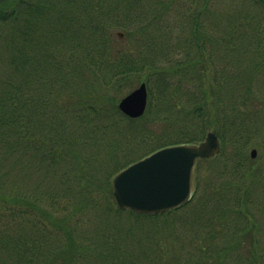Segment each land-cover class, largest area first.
<instances>
[{
    "label": "trees",
    "instance_id": "trees-1",
    "mask_svg": "<svg viewBox=\"0 0 264 264\" xmlns=\"http://www.w3.org/2000/svg\"><path fill=\"white\" fill-rule=\"evenodd\" d=\"M208 2H189L191 31L182 41L187 40L190 45L184 44L186 49L180 52L167 43L171 28L159 22V18L169 12L171 0L157 2L156 6L148 0L0 1V23H3L0 30L3 43L0 52V158L7 161L18 149L33 154L44 164H70L73 174L64 180H71L74 204L81 209H92L98 219L92 231L89 230L90 234H86L67 224L65 217L57 218L48 211H38L48 225L36 220L25 222L21 217V224L17 225L21 232L19 237L0 236V250H3L0 264H165L159 241L152 244L143 239V234L146 236L147 231H152L158 221L163 222V226L172 225L176 217L173 216L169 223L168 215H175L197 198L202 199V204L196 206L190 224L211 226L215 224L214 214L218 213L223 214L224 220H227L224 214L233 213L234 219L228 222L236 225H243L245 219L235 245L242 244L243 237L250 238L247 259L250 264H264V247L250 236L252 230L258 231V226L245 204L246 196L259 187L260 177L251 175L249 168L243 172L238 168L254 162L248 156L249 138L251 140L254 133L247 121L255 122L260 114L242 110L247 115L246 118L240 116L237 126L238 114L234 107H230L228 115L225 111L219 112L218 104L229 93L222 90L221 85L226 84L220 82L211 87L208 83L211 91L204 87L209 64L204 58L203 43L211 37L204 33L199 18L211 11ZM242 3H246V8L236 10L225 25V35H229L230 41L239 35L244 47L245 42L253 44L249 32L264 33L262 28L257 31L254 26L255 22L264 20V0H242ZM160 23L168 35L160 37ZM116 30L122 32L123 40ZM261 42L256 44L260 47L253 53L248 75L241 79L240 87L246 86L244 94H250L254 69L264 65V40ZM176 53L183 57H175ZM164 55H171L165 62L168 66L158 63ZM155 75L178 79L168 84L171 89L166 104L172 106L167 111L172 110L173 117L159 116V132L153 129V117L161 111L151 112L152 101L144 115L137 119L124 116L117 108L122 86L132 81L148 84ZM183 80L194 88L193 93L184 91L186 102L177 99L183 91L180 88ZM163 85L167 88V83ZM249 97L243 98L242 104L249 101ZM208 129L219 138L221 151L197 163H220L222 169L210 175V179L224 176L226 180L207 181L196 166L192 197L183 206L150 215L122 211L115 206L111 191V179L115 174L161 148L198 143ZM134 149L140 153L131 158ZM209 182L211 185L207 184ZM237 186L239 188H234ZM233 194L236 199L231 204L228 201ZM8 197L0 196V204H6ZM12 197L13 202L22 204L18 216H26L30 209L38 210L40 206L38 199ZM209 207L211 213L208 215L205 210ZM121 219L130 222L127 229L119 228L114 236H109ZM219 251L214 257H202L204 259L190 264H210L211 258L221 264L225 259V247Z\"/></svg>",
    "mask_w": 264,
    "mask_h": 264
},
{
    "label": "rangeland",
    "instance_id": "rangeland-1",
    "mask_svg": "<svg viewBox=\"0 0 264 264\" xmlns=\"http://www.w3.org/2000/svg\"><path fill=\"white\" fill-rule=\"evenodd\" d=\"M148 1L153 6L154 4L156 6L157 2L159 3L169 0ZM189 2H191V0H171V3L173 4L169 12H166L163 18H159V22H162L163 26H167L168 29L171 28L169 31L171 38L169 37L170 40L168 38L170 42L167 41V43L173 45L171 47L180 50V52L183 49H186L184 44L190 45L189 41H182V39L186 38L191 31L190 24H192V22L189 21ZM196 2L199 5L202 4L201 1ZM208 3L210 4L209 9L211 11L203 13L199 18L204 25V33L211 37L210 40L208 39L203 43L205 52L204 58L209 64L208 69H206L207 78H205L204 87L209 89L208 83L211 87L213 84L214 87L216 83L219 84L220 82L227 85V87L226 85H221L222 90H228L229 93L227 94L228 96H225L222 100L220 103L221 105L218 104L219 112L222 110L225 111V115H228L230 113H228L230 107H234L238 114L236 117L237 126H239L240 123V116L243 118L247 115L244 112L255 111L260 114L255 122L253 120L247 121V125L250 127L249 129L254 133L251 140L249 138L250 148L248 147V156L250 155L251 149L254 147L256 149V157L254 159L250 158L251 160H254V162L247 164L245 167L238 166V168L242 170L241 172L249 168L251 171L250 174L253 173L251 175H256L258 178L260 177L259 179L261 182L258 185L259 187L249 196H246L245 204L250 216L258 226V231L254 232V230H252L250 236H254V240L259 241L260 245L264 247V65H260L262 67L254 69L252 77L253 85L250 94H244L245 90L243 88H246L245 85L243 88L240 87V83H242L241 79L246 78L248 75L247 69H250L253 64V53L257 50L256 47H260L256 44L258 42L261 44V41L264 40V33L262 31L258 33L249 32V37L252 36V39L250 40L253 41V44L251 45L249 42L248 44L243 41V43L245 42L244 47L243 45L241 46L239 35L235 38L233 37L232 41H230L229 35H225V25L228 24L229 20H232V16L235 14L236 10H243V6L246 8V3H242V0H209ZM148 17L149 15H147V18ZM187 19L188 21L185 22ZM138 21L137 23H139ZM254 26L257 31L261 28L264 30V20L255 22ZM2 28L3 23H0V30ZM159 29H161V23ZM161 32L159 31L160 37L161 35L168 33L162 29ZM116 34L123 40L122 32L116 30ZM119 38L116 37V39L121 41ZM221 40H223L224 44ZM2 44L3 43L0 42V52L1 50L3 51ZM220 45H223V47ZM226 45H230V47H226ZM192 49L194 50V48ZM0 57H2L1 54ZM175 57H183V54L176 53ZM160 58V62L158 63L163 66H168L165 62L169 60L168 58H171V55H164ZM163 74L165 73L163 72ZM177 80L178 79L174 77L171 78L169 75L165 78H160L155 75L149 79L148 84H146V81H132L129 84L122 86L121 94H119V96L117 95L118 102L136 89L141 83H144L147 88L146 107L148 103L152 101L151 112L155 113L157 112V109L161 111V113H156L153 117L155 119L153 129L159 132L161 130L158 125L159 122L157 121L159 116L168 119L173 117V114L171 113L172 110L167 111L171 109L170 106L172 105L166 104V101L168 97L167 94L171 89L168 84H174ZM164 82L167 83V88H164ZM180 84V88L183 91L177 99L181 102H186V97L183 94L184 91L193 93L194 88L191 83H187V81L184 82V80L181 81ZM211 89L212 88H210L209 91H211ZM210 96L211 100L214 101L213 94H210ZM246 96H250V100L245 104H242V99L246 98ZM212 131V129H208L206 133ZM133 152L130 154L131 158L137 157L140 153V151L135 149ZM87 155L88 152L86 153V156ZM126 155L128 154L126 153ZM99 156L101 157V153H99ZM0 160V196L9 195L7 203L4 205L0 204V236L8 235L14 238L19 237L21 232L19 231V228H17V225L21 224V217L25 222L27 220H36L39 224L44 223L45 225H48L47 220H45L38 211H48L57 218L65 217L68 221L67 224L74 228L77 227L78 230H84L86 234H90L89 230L92 231L91 227L98 223V219L92 209H81L74 204L75 198L70 188L71 180L67 182L64 180L65 178H71L68 175L73 172L72 169L74 168H72L70 164L62 165L63 163H61L59 166H57L56 163L51 162H46V164H44L33 154L24 153L18 149L17 151H14V153H11L7 161H2V158H0ZM195 167L198 168L197 171L202 173L207 181L210 179V175L213 176V174H216L222 169L221 164L218 162H215V164L212 165L209 163L207 164L206 162H199L196 163ZM223 180H226L224 176L216 180L210 179L211 182L215 183ZM192 181L193 180H191V183ZM207 184L211 185L210 182ZM191 188L193 192V186ZM234 188H239V186ZM13 195L16 197H26L28 199H38V204L40 206H38V210L30 209V213H27L26 216H24V214H22L23 216H18L17 212L22 210L20 208L22 204L16 201L13 202L11 200ZM235 199L236 195L233 194L228 202L232 204ZM201 201L202 199H193L192 203L183 210L177 211L175 215H168L169 223L173 220V216L176 217V222L172 221V225L163 226V222L158 221L152 231H147L148 234L146 236L145 233L143 234V239L152 242V244L159 241L163 254L161 255L163 257L162 262L165 264H190L192 261L195 262L202 257H210L211 255L214 257L219 254L221 252L219 250H222L224 247L226 251L224 256L225 259L221 264H250L247 259L250 238L243 237V243L235 245L237 243L236 238L246 223L245 219L242 222L243 225H236L235 223L228 222V220L234 219L232 217V215H234L233 213L230 215L224 214V216H227V220L222 218V213H218L221 214V217H219L218 214H214L216 218L213 220L214 223L218 225L212 224L211 226H207L205 223H202V225L190 224V218L197 210L196 206L202 204ZM51 204L52 207L50 206ZM230 206L234 207V205ZM23 207L25 208L24 205ZM40 208L41 210H39ZM210 209L211 208L209 207L205 210L208 215L211 213ZM234 221L237 222V220ZM129 223V221H124L123 219L119 220L118 224L120 225L116 223V228H110L109 236H114V233H117V229L119 228L124 229L125 231ZM148 237L149 239H147ZM1 251L3 250H0V252ZM210 260V264H219L212 258Z\"/></svg>",
    "mask_w": 264,
    "mask_h": 264
},
{
    "label": "water",
    "instance_id": "water-1",
    "mask_svg": "<svg viewBox=\"0 0 264 264\" xmlns=\"http://www.w3.org/2000/svg\"><path fill=\"white\" fill-rule=\"evenodd\" d=\"M147 103L144 83L123 97L118 109L129 118L143 115ZM218 137L208 132L197 144H180L159 149L138 160L111 180L112 198L120 210L157 214L177 208L190 199L195 163L220 152ZM256 157V150L250 151Z\"/></svg>",
    "mask_w": 264,
    "mask_h": 264
}]
</instances>
